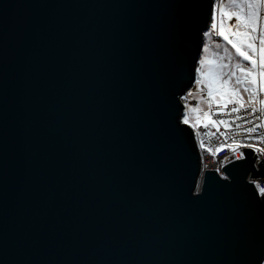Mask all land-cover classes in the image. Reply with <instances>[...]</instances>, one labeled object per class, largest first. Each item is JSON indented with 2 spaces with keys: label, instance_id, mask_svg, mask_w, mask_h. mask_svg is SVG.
I'll return each instance as SVG.
<instances>
[{
  "label": "water",
  "instance_id": "obj_1",
  "mask_svg": "<svg viewBox=\"0 0 264 264\" xmlns=\"http://www.w3.org/2000/svg\"><path fill=\"white\" fill-rule=\"evenodd\" d=\"M210 5L0 0V264H251L263 158L174 122Z\"/></svg>",
  "mask_w": 264,
  "mask_h": 264
},
{
  "label": "snow or ice",
  "instance_id": "obj_2",
  "mask_svg": "<svg viewBox=\"0 0 264 264\" xmlns=\"http://www.w3.org/2000/svg\"><path fill=\"white\" fill-rule=\"evenodd\" d=\"M236 5L235 10H226L224 6H220L219 11L222 19V24L219 30V36L227 40L235 52L243 58L244 61L250 65L245 68L243 66L235 65L229 67L221 60L209 59L200 55L199 59L193 60L194 72L198 74L207 88L208 103L215 105L218 113L226 110L227 106L231 105V112L237 113L245 110V123L250 126L244 131L249 134H254L259 127L256 122L260 117H264V99H259L260 94H264V23L261 20V9H264V0H230ZM216 5H210V10L213 12ZM236 21L235 30L225 29L223 20ZM257 40L259 44L257 46ZM197 64L208 65L207 70L200 67H195ZM238 73V74H237ZM236 76V85L243 84L248 95V100L244 101L238 88L231 83V77ZM228 77V78H225ZM251 108V113L246 110ZM259 112L260 117H254L253 120H248L246 117L251 114ZM203 120L204 124H211L214 126L224 125L230 126L231 121L221 119L215 120L210 113H204L203 117H197L198 122ZM175 127L180 131L181 124L187 125L189 123L187 115H179L175 119ZM237 147H240L237 145ZM243 147L252 149L255 146L248 144ZM264 151V149H261ZM246 158L242 151L238 159ZM196 195L199 192L195 193ZM255 195V192H254ZM259 199L264 201V192H260ZM251 264H264V244L252 253Z\"/></svg>",
  "mask_w": 264,
  "mask_h": 264
},
{
  "label": "built area",
  "instance_id": "obj_3",
  "mask_svg": "<svg viewBox=\"0 0 264 264\" xmlns=\"http://www.w3.org/2000/svg\"><path fill=\"white\" fill-rule=\"evenodd\" d=\"M214 2L216 5L215 10L218 11L217 8L220 0H214ZM197 103L198 101H195V104ZM246 111L251 113V108L249 107ZM210 114L215 120L225 119L231 121V123L228 127L224 125L217 127L207 124L191 129L199 153L200 171L214 170L222 175L221 166L231 160L239 158L242 147L248 144L255 146L252 148V152L255 155V166L260 158L264 160V151H261V149H264V117H260L259 112L246 117L248 120H253L254 117H260L256 121L259 127L255 130L254 134H249L244 131L245 128L250 126L243 119L245 117V110L232 113L231 105H229L225 111L218 113L216 106L210 105ZM237 145L240 147H237ZM249 180L254 184L259 194L260 192H264V176L249 178Z\"/></svg>",
  "mask_w": 264,
  "mask_h": 264
},
{
  "label": "rangeland",
  "instance_id": "obj_4",
  "mask_svg": "<svg viewBox=\"0 0 264 264\" xmlns=\"http://www.w3.org/2000/svg\"><path fill=\"white\" fill-rule=\"evenodd\" d=\"M221 5L224 6L226 10H235L236 8V5L231 3L230 0H220L217 8L218 11L214 10V15L212 12L209 27L206 31H204L205 33L200 55H203L209 59L221 60L225 65H228L229 67L239 65L248 68L250 67V65H248V63L235 52V49H233L231 45L228 44L227 40L219 36V30L222 24V19L219 11ZM260 15L262 18H264V9H261ZM261 23H264V19L261 20ZM223 26L225 27V29L235 30L236 21L234 19H225L223 20ZM258 44L259 41L257 40V46ZM197 67L207 70L208 65L198 64ZM201 80L202 78L198 75L194 82V85L186 91L184 96L180 98V101L184 104V115H187L189 120L188 125L191 129L196 128L200 125L205 126L206 124L203 123L202 119L198 122L197 117H203L204 113H210L207 88L204 83H198V81ZM231 83L238 88L243 100L247 101L248 95L245 90V86L243 84L236 85V76L231 77ZM258 98L264 99V94H260ZM195 101H198V103L195 104Z\"/></svg>",
  "mask_w": 264,
  "mask_h": 264
},
{
  "label": "bare ground",
  "instance_id": "obj_5",
  "mask_svg": "<svg viewBox=\"0 0 264 264\" xmlns=\"http://www.w3.org/2000/svg\"><path fill=\"white\" fill-rule=\"evenodd\" d=\"M201 139H204V138H201Z\"/></svg>",
  "mask_w": 264,
  "mask_h": 264
}]
</instances>
